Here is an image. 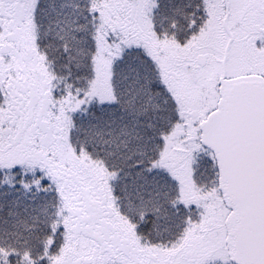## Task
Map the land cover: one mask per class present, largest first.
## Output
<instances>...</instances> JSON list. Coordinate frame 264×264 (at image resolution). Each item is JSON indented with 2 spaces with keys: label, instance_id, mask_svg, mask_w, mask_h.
<instances>
[{
  "label": "snow or ice",
  "instance_id": "obj_1",
  "mask_svg": "<svg viewBox=\"0 0 264 264\" xmlns=\"http://www.w3.org/2000/svg\"><path fill=\"white\" fill-rule=\"evenodd\" d=\"M0 264H264V0H0Z\"/></svg>",
  "mask_w": 264,
  "mask_h": 264
}]
</instances>
